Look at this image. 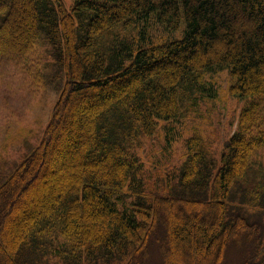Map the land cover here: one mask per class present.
Here are the masks:
<instances>
[{"label":"trees","instance_id":"1","mask_svg":"<svg viewBox=\"0 0 264 264\" xmlns=\"http://www.w3.org/2000/svg\"><path fill=\"white\" fill-rule=\"evenodd\" d=\"M0 11V57L45 42L65 78L41 142L0 185V264H145L150 244L159 264H263L260 224L228 215L226 200L264 207V0H0ZM222 70L244 103L221 164L214 173L193 133L175 192L144 193L141 137L163 123L174 138ZM229 248L240 258L228 263Z\"/></svg>","mask_w":264,"mask_h":264},{"label":"rangeland","instance_id":"2","mask_svg":"<svg viewBox=\"0 0 264 264\" xmlns=\"http://www.w3.org/2000/svg\"><path fill=\"white\" fill-rule=\"evenodd\" d=\"M63 1L66 5L70 3V0ZM4 16L5 11H0V21ZM41 40H44L42 34L37 42ZM49 59L45 42L23 56L0 57V185L39 145L53 116L65 78L63 71ZM209 78L217 89L215 98L199 104L195 111L187 112L181 126H175L174 138L160 128L163 123L153 135L141 137L136 153L141 155L143 162L139 175L144 193L170 195L175 192L185 151L184 139L193 133H198L202 142L212 147L216 160L214 173L221 164L222 142L234 131L244 100L228 94L227 70ZM132 198L134 196H127V200ZM226 205L228 215L240 214L249 222L260 224V245L264 248V207L259 212L247 213L230 198L226 200ZM151 245L145 264H159L157 248L155 244ZM261 255L264 257V249ZM239 258L236 251L227 250L228 263ZM261 260L264 264V259Z\"/></svg>","mask_w":264,"mask_h":264}]
</instances>
